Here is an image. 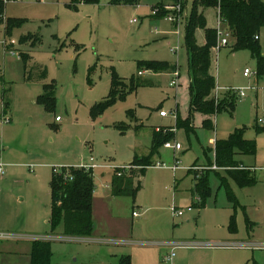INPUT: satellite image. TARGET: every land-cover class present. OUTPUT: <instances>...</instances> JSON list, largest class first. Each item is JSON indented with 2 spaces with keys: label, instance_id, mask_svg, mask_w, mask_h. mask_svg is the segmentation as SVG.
I'll list each match as a JSON object with an SVG mask.
<instances>
[{
  "label": "rangeland",
  "instance_id": "374dc122",
  "mask_svg": "<svg viewBox=\"0 0 264 264\" xmlns=\"http://www.w3.org/2000/svg\"><path fill=\"white\" fill-rule=\"evenodd\" d=\"M169 1L6 4L5 18L26 21L10 35L6 22H0V100L4 94L11 103L6 113L14 125L4 130L5 139L18 140L0 156L6 164L5 175H0V264H31L33 243L40 236L51 243L52 264H91L101 258L117 264L110 255L90 259L96 251L105 250L113 251V256L134 255L135 264H264V123H260L264 122V73H258L250 49H233L234 40L229 46L213 48L210 70L217 81L215 99L231 97L235 107L216 114L214 128H204L198 112L193 116L196 133L189 135L178 128L177 117L186 118L190 109L184 38L194 0L165 4L164 17H154L155 8ZM203 12L208 27L215 28L217 10L203 8ZM168 15L181 18L180 24L168 20ZM29 34L40 41L32 46L29 41L22 43L21 37ZM259 35L264 55V27ZM197 37L206 42L203 29ZM22 53L31 56L27 69ZM153 61L174 64L181 84L170 85L175 78L171 72L138 71L140 63ZM42 68H47L46 78L39 76ZM246 68L252 72L250 77L244 75ZM115 74L129 83L134 76L152 85L139 86L94 115V106L109 94ZM50 84L55 87L53 109L40 102ZM241 89L243 97L236 93ZM162 110L169 115L161 117ZM156 127L174 129L172 141L183 146L176 153L179 168L172 167L174 151L162 145L153 164L162 161L167 167L151 165L138 174L134 185L140 181L142 188L135 198L114 194L115 172L132 165L135 155L150 153ZM237 128L244 129L247 139L257 141L255 155L236 156L241 165L257 167L255 184L240 186L205 155L204 149L213 147L212 138L227 139ZM15 155L23 156L15 159ZM10 160L25 166L9 171ZM63 167H88L93 172L96 226L91 238L66 236L62 224L52 229V177ZM216 173L226 176L228 190ZM207 174L212 191L201 208L199 196L191 192L192 180ZM172 206L185 214L174 216ZM134 211L141 215L134 216ZM173 249L176 255L169 262L166 257ZM76 258L81 260L74 262Z\"/></svg>",
  "mask_w": 264,
  "mask_h": 264
},
{
  "label": "trees",
  "instance_id": "16d2710c",
  "mask_svg": "<svg viewBox=\"0 0 264 264\" xmlns=\"http://www.w3.org/2000/svg\"><path fill=\"white\" fill-rule=\"evenodd\" d=\"M78 2L79 0H75ZM94 2L97 0H85ZM140 0H111L113 5H136ZM179 0H170L168 3H161L153 14L154 17H164L165 4H178ZM203 8H215L218 15L230 31L234 40L233 49H250L258 62V73H264V55L261 53L259 37L264 27V2L263 0H194V7L188 17L185 31V46L188 53L189 71H190V109L186 119L178 116V128H183L190 135L195 133L192 125L194 113H201L208 116L203 122V126L210 129L214 123L212 117L225 109L233 110L235 101L229 97L225 100H216L215 92L217 88L216 77L211 73L213 48L218 44L217 30L214 27H208L207 18L204 15ZM156 9V8H155ZM6 3L0 0V22H6V32L10 35L15 27L20 26L25 19L5 18ZM203 29L206 42L200 44L197 31ZM29 34L21 37L22 43L31 42V46L40 41L39 37L31 38ZM256 36H259L258 39ZM229 46V45H228ZM27 69L28 60L31 56L28 53H22ZM43 69V68H42ZM151 70L155 73L171 72L176 68L174 64L167 61L142 62L138 65V71ZM30 74V73H29ZM40 78L47 77V68L39 74ZM32 75H29V79ZM127 85V86H125ZM141 85H152L150 82L139 78L131 79L130 83L123 80L115 74L110 92L103 101L96 104L93 108V114L102 113L106 108L113 105L117 100L123 99L127 94L135 91ZM40 102L48 108L53 109L55 103L54 85H46L45 92L40 97ZM5 111L10 107V102L5 101ZM210 117V118H209ZM175 133L168 128L156 129L153 131V143L148 155L138 156L132 162L137 166L130 171H125L122 176L115 172L114 194H128L133 198L142 188L140 181L134 185L138 174L141 176L146 169L153 165V156L159 152V148L167 141L174 140ZM215 154L214 164L223 168L227 175L233 178L240 186L251 185L257 182L255 169L241 165L236 159L238 154L255 155L257 152V141L245 137L244 129L237 128L227 139L217 140L213 149ZM256 168V167H255ZM118 170V169H117ZM221 180V186L227 190L229 188L226 176L216 173ZM210 177L199 175L195 177V186L193 192L198 195L201 201V208L206 207L207 198L211 195ZM125 178H128L124 181ZM140 178V177H139ZM95 182L91 169L86 170L80 167L60 168L54 171L51 183L53 196V217L51 220L52 229L55 230L62 224L63 234L72 237L87 238L94 234L95 223L93 219V194ZM230 194V193H229ZM31 264H52L51 243L49 240H35L33 243ZM118 264H132V258L129 255L119 259ZM254 264H261L254 261Z\"/></svg>",
  "mask_w": 264,
  "mask_h": 264
},
{
  "label": "built area",
  "instance_id": "2783aa9c",
  "mask_svg": "<svg viewBox=\"0 0 264 264\" xmlns=\"http://www.w3.org/2000/svg\"><path fill=\"white\" fill-rule=\"evenodd\" d=\"M4 3H9V2H19L21 0H2ZM158 11V9L156 8L154 10V14ZM166 18L170 21H176L177 24H180V20L181 18H177V16H174V15H168L166 16ZM137 20L134 19L132 20V22H136ZM215 29L217 30V35H218V44L217 46L214 48L216 50L220 49L221 47L223 46H228L230 44V41H231V38H232V35L230 33V31L226 28V25L225 23L223 22V20L221 19L220 15H218V20H217V25L215 26ZM179 32V31H178ZM259 36H256V38L258 39ZM177 50V48L175 49ZM175 75V78L170 82V85L171 86H179V79H180V72L179 70L177 69L174 73ZM252 74L251 70L249 68H246L245 69V72H244V75L247 76V77H250ZM240 97H243L245 96V91L244 89H241L239 91L236 92ZM160 115L161 116H168L169 113L167 111H160ZM174 115L177 116V113L176 111H174ZM61 118L60 116L57 117V121H60ZM4 122L8 123L11 121V118L9 116H5L4 119H3ZM260 123H264L263 121H260ZM157 131H161V128L158 127L157 128ZM172 131H174V129H172ZM164 146L166 148H169V149H172L175 151V163L173 164V169L174 170H177L179 168V165L181 163V160L176 156V153L181 150L183 148L182 144L180 142H177V141H167ZM31 166V165H30ZM153 166H156V167H160V168H166L167 167V164L162 162V161H158L155 163V165L153 164ZM32 168V166H31ZM82 168H85L86 170H89L91 168H88V167H82ZM134 168H137V166L135 165H127V166H124L121 168L120 171L117 172L118 176H122L123 173L125 171H130ZM252 169H255L256 168H252ZM264 171V169H263ZM5 172H6V164L0 159V175H5ZM201 201L200 197L198 198V203ZM172 209V212H173V215L176 216V217H181L185 214V210L184 209H180L178 208L177 206H172L171 207ZM188 210L191 211L193 210V207L192 206H189L188 207ZM134 216H140V213L139 212H136L134 211ZM176 255V252H175V249H173V251L171 252L170 255H168L166 257V259L169 261V262H172L173 261V258L174 256Z\"/></svg>",
  "mask_w": 264,
  "mask_h": 264
},
{
  "label": "crops",
  "instance_id": "0c3cea01",
  "mask_svg": "<svg viewBox=\"0 0 264 264\" xmlns=\"http://www.w3.org/2000/svg\"><path fill=\"white\" fill-rule=\"evenodd\" d=\"M205 14V13H204ZM217 15H218V13H217ZM206 16V15H205ZM200 44H204V43H201V42H199ZM212 73V72H211ZM173 74V73H172ZM180 78H181V73H180ZM179 83L181 84V82H180V79H179ZM179 84V85H180ZM5 97H4V94H3V98L0 100V156H1V154L4 152V151H7L9 148H11L12 146H14L15 144H16V142L18 141L17 140V138L16 137H14V138H9L8 140L7 139H5V129L6 130H8L9 129V127H10V129H13V118L11 117V116H9L10 118H11V121L10 122H8V123H6V122H4L3 121V119H4V117H5V115L6 116H8V113H6V111H5V107H4V103H5ZM8 110H11V103H10V107H9V109ZM7 110V111H8ZM201 114V113H200ZM189 115V114H188ZM161 117H166V116H161ZM188 117V116H187ZM186 117V118H187ZM186 118H184V119H186ZM202 118H203V121L205 120V119H207L208 118V116H205V115H203L202 114ZM210 118V117H209ZM183 119V118H182ZM214 117H212V120H213V123H214ZM204 123V122H203ZM192 125H193V121H192ZM193 127L195 128V133H196V127H195V125H193ZM204 127V126H203ZM157 128L158 127H156V128H154V130L156 129L157 130ZM204 128H206V127H204ZM213 128H214V126H213ZM153 130V131H154ZM216 141H217V139L216 138H212L211 140H210V143H211V145H213V147H208V150L205 148L204 149V151H205V155H206V157H207V159L208 158H210L212 161H214L215 160V154H214V151H213V149L215 148V146H216ZM174 151V150H173ZM211 153L212 155H213V158H211L208 154L209 153ZM174 154H175V151H174ZM138 155V154H137ZM23 155H20V156H16L15 155V159H18L19 157H22ZM205 162H207V160L205 161ZM242 162V161H241ZM7 163V162H6ZM8 166L7 167H9L8 169H9V171L12 169L13 170V168L14 167H24L25 165H24V162H17V161H13V160H10V161H8ZM195 163H198V162H195ZM243 163V162H242ZM243 166H247V167H252V168H255V167H253V166H249V165H246V164H244ZM257 168V167H256ZM189 170V169H188ZM188 170H187V174L188 175H191L189 172H188ZM193 176V175H192ZM194 186H195V177H193V180H192V188H191V192H192V195H195L194 194V192H193V189H194ZM140 215H141V213H140ZM94 219V218H93ZM95 223V222H94ZM96 226V225H95ZM10 229H12V230H16V227H14V229L12 228V227H10ZM95 231V230H94ZM15 232V231H14ZM91 237H93V235L91 236ZM91 237H87V238H83V239H88V238H91ZM73 238V237H72ZM46 240V238H45V236H40L39 237V239L38 240ZM33 248V247H32ZM107 253H109V254H107ZM112 253H114L113 251L112 252H108V250H105V251H96V253L94 254V255H92V256H90V259H96L99 255H102V254H104V255H106V256H112V257H114L115 259L114 260H116L117 261V264H118V261H119V259L121 258V257H123L124 256V254H121V255H112ZM117 254V253H116ZM103 256V255H102ZM126 256V255H125ZM94 257V258H93ZM132 258H133V263L132 264H135V257H134V255H132ZM102 259V258H101ZM100 259V260H101ZM81 259L79 258V259H75V261L74 262H79ZM97 260V261H99V262H96V261H94L93 260V263H91V264H96V263H98V264H107L106 262H105V260Z\"/></svg>",
  "mask_w": 264,
  "mask_h": 264
}]
</instances>
